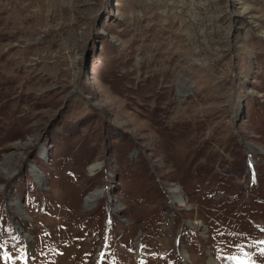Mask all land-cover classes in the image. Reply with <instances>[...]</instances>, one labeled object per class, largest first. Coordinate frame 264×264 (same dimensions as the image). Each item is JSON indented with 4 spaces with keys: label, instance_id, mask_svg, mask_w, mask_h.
<instances>
[{
    "label": "rangeland",
    "instance_id": "1",
    "mask_svg": "<svg viewBox=\"0 0 264 264\" xmlns=\"http://www.w3.org/2000/svg\"><path fill=\"white\" fill-rule=\"evenodd\" d=\"M210 259L264 264V0H0V264Z\"/></svg>",
    "mask_w": 264,
    "mask_h": 264
},
{
    "label": "bare ground",
    "instance_id": "2",
    "mask_svg": "<svg viewBox=\"0 0 264 264\" xmlns=\"http://www.w3.org/2000/svg\"><path fill=\"white\" fill-rule=\"evenodd\" d=\"M101 165V164H100ZM99 168V164H95V165H93L92 167H91V169H90V171H96V169H98ZM99 193L97 192V193H93V194H90L89 196H88V198H87V203L88 204H92L93 202H94V200H95V198H96V196L98 195ZM208 264H216V262L215 261H213L212 259H210L209 260V263Z\"/></svg>",
    "mask_w": 264,
    "mask_h": 264
}]
</instances>
